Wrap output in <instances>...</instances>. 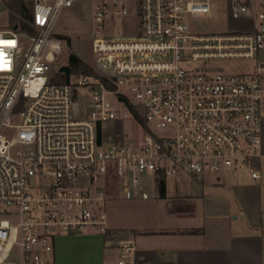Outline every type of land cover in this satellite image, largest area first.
Listing matches in <instances>:
<instances>
[{"label":"built area","instance_id":"1","mask_svg":"<svg viewBox=\"0 0 264 264\" xmlns=\"http://www.w3.org/2000/svg\"><path fill=\"white\" fill-rule=\"evenodd\" d=\"M32 1L34 34L0 28V264H56L59 236L104 234L106 202L146 199L159 177L261 179L264 0H229V16L251 25L222 32L187 23L212 14L213 0H97L91 72L69 70L67 82L53 30L76 0ZM226 57L252 68L207 64ZM121 108L141 134L122 129ZM115 247V264H140L132 239Z\"/></svg>","mask_w":264,"mask_h":264},{"label":"rangeland","instance_id":"2","mask_svg":"<svg viewBox=\"0 0 264 264\" xmlns=\"http://www.w3.org/2000/svg\"><path fill=\"white\" fill-rule=\"evenodd\" d=\"M32 1V0H25ZM97 0H76L70 7L64 8L57 20L55 30L61 39L62 48L55 55L54 67L67 63L69 52L76 54L87 64H93L91 42V11L92 5ZM229 0H213L212 14L190 17L187 20L193 32H222L233 28H247L251 25L250 15L244 14L239 18H231L228 12ZM133 16L124 21L133 19ZM9 24V12L5 0H0V28ZM68 38L69 43L66 41ZM66 43V44H64ZM207 64L224 72L250 71L252 60L249 58H211ZM121 114H125L121 127L128 135L141 134V128L133 121L130 113L121 108ZM104 129L116 128L110 122L102 124ZM107 130V131H108ZM181 176L166 178V198L157 196V189L152 183L147 184L149 197L146 199L135 198L126 200L115 195L105 204L107 225L130 231V227H147L153 223H161L163 219L173 223L179 208L183 210L195 209L202 211L206 205H221L225 202L234 203L238 196L257 197V187L264 186V162H262L261 179L251 181L246 175H231L226 172H208L203 175L201 181L192 176L181 173ZM219 181V182H218ZM264 195V188L261 189ZM238 213V206L233 205ZM156 215V216H155ZM175 216V217H174ZM124 237H130L126 234ZM91 243L75 242L71 247L72 255L77 263L82 259ZM116 257L115 252L104 251L103 258L106 263H112Z\"/></svg>","mask_w":264,"mask_h":264},{"label":"crops","instance_id":"3","mask_svg":"<svg viewBox=\"0 0 264 264\" xmlns=\"http://www.w3.org/2000/svg\"><path fill=\"white\" fill-rule=\"evenodd\" d=\"M57 20L54 35L58 33ZM193 179L201 181L203 176ZM262 188V184L253 187L258 191L257 197L238 196L236 204L206 205L202 211L179 208L171 224L163 219L147 227H130V231L108 225L110 231L116 230L114 237L104 234L59 236L55 242V263L80 264L75 262L71 247L81 241L91 243L81 264H109L104 261V251L115 252L117 257L116 241L130 238L134 242L135 259L140 264H264ZM166 195L165 178V196L161 198ZM233 205L238 206V213ZM194 228L200 230L185 231ZM126 234L130 237H124ZM115 259L110 264H115Z\"/></svg>","mask_w":264,"mask_h":264},{"label":"trees","instance_id":"4","mask_svg":"<svg viewBox=\"0 0 264 264\" xmlns=\"http://www.w3.org/2000/svg\"><path fill=\"white\" fill-rule=\"evenodd\" d=\"M33 1H25V0H5V3L9 12V26L16 25L18 31L27 32L29 34L35 33V26L31 19V8ZM59 37L58 35H55ZM67 39L66 43H69V39ZM64 43V44H66ZM70 72H78L82 71L84 73H90L91 68L89 64L84 62L80 57L76 54L69 52L67 55V63ZM129 109L131 110L134 117L142 122V118L137 113L136 109L130 104L127 103ZM157 195L158 197L165 196V178L159 177L156 184ZM200 228L188 229L185 230L189 233L198 232ZM116 234V230H106L104 235L114 237Z\"/></svg>","mask_w":264,"mask_h":264},{"label":"water","instance_id":"5","mask_svg":"<svg viewBox=\"0 0 264 264\" xmlns=\"http://www.w3.org/2000/svg\"><path fill=\"white\" fill-rule=\"evenodd\" d=\"M17 26L13 25L12 29H16ZM59 71L63 72L65 74V81L67 82L68 80V73H69V67L67 64H62L59 68ZM97 142L100 143V124L97 122Z\"/></svg>","mask_w":264,"mask_h":264}]
</instances>
